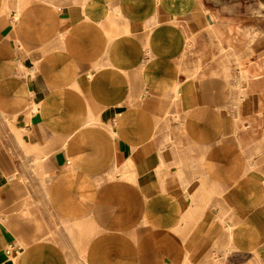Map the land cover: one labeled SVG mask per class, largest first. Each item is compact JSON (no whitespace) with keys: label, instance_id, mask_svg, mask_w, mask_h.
<instances>
[{"label":"crops","instance_id":"1","mask_svg":"<svg viewBox=\"0 0 264 264\" xmlns=\"http://www.w3.org/2000/svg\"><path fill=\"white\" fill-rule=\"evenodd\" d=\"M251 2L0 0V264H264V155L225 138L228 60L211 74L251 48L246 113L264 110ZM180 82L187 106L164 105Z\"/></svg>","mask_w":264,"mask_h":264},{"label":"rangeland","instance_id":"2","mask_svg":"<svg viewBox=\"0 0 264 264\" xmlns=\"http://www.w3.org/2000/svg\"><path fill=\"white\" fill-rule=\"evenodd\" d=\"M251 1L254 2V0H251ZM253 2H251V4ZM245 5L250 7V4H244V8H246ZM263 17H264V12H263ZM263 17H260V19H254L253 21H250V22H245L246 23L245 25H250L249 23L256 25V23H257V24H259L257 26L259 28H258V30H255V32L254 31H248L245 29L243 30V32H241L239 38L242 42H244V44L251 45L252 41L254 42L258 36L259 37L264 36V18ZM188 46H190V44ZM251 52L253 54V51L250 48L246 54H238L235 56V71L230 66V59L231 58L229 57L228 53H226L223 50L213 52V58H212L213 66H211V68H212L211 74L215 75V77H212L213 80L219 79L220 77H217V76H219L217 74V72H218L220 67H218L216 65L221 61V59L228 60V65L221 68V70L224 71V77H222V78H225L226 80H228L225 83L227 86V92L229 94V96H228L229 99L227 100V102L224 105V111L226 113L223 114L221 116V119H220L221 125L223 126L222 127V130H223L222 133L225 135V138H227L228 140L234 139L233 136L241 130L240 129L238 131L236 129V131L234 132L233 122L235 125V123L237 122V119H238V115L241 116V114H239L240 113V107H239V109H237L236 107H234L233 103L231 102L233 100L234 96L240 92V93H242L241 95L245 98V101L242 104L243 105L242 107L244 108L243 110L245 113L242 115L243 126H242L241 132L247 133L249 131L250 133L248 135H246L247 138L252 139L253 144H258L259 148L258 147L257 148L260 151L258 153L264 155V110L262 112H259V109L257 108L255 113H251V114L246 113V111H248V107H247L248 105H247L246 101H249L250 104H253V101L251 100V96H249L250 91L256 85V83L253 81V79L257 78V76L260 73V69L256 66H254L252 63ZM189 58L193 59L194 57L192 56V53L189 54V52H186L185 55L183 56V60H184L185 65H183L181 68V78L187 79V77L191 76L192 74L193 75L195 74V79H198L199 75L204 74V70H205L203 63H202V60L198 61V63H197L198 65L193 66V62L190 65L188 64L187 60H189ZM237 69H240L243 72V74L246 76V79H247V82L244 85H241L240 88L236 84L239 81V78H238L239 75H238ZM222 84H220L219 82H212L211 86H212L213 91L215 92L216 89L219 86H221ZM197 87H198V83H195V82H180L179 83V93L177 94V99H176L177 101L173 104V106L175 108L186 107L187 103L184 102L185 96H187L188 93H190V96H193L194 91ZM230 97H231V100H230ZM174 100H175L174 94L170 93L169 95H167L165 97L164 105H167V104L173 102ZM234 110H235V114L232 113V112H234ZM159 118H161L160 115H159L158 119ZM171 119H172L171 120L172 122H175L173 117ZM166 121H168V119H166ZM235 128H236V125H235ZM235 139L237 142H240V136L239 135H237V136L235 135ZM237 161L240 162L241 158L234 160L232 162L233 165L232 164H228V165L232 166L231 168L234 169L240 164ZM203 166H204L203 163L197 164V170H203ZM235 175H237V174H235ZM235 175H231L230 178L234 179ZM197 177H198V175H197ZM237 178H239V177H237ZM233 179H231V180H233ZM214 182L215 181H213V183H212L211 190H215V183ZM208 188L209 187L205 188L204 186H201L199 188L198 193H200V195H201V197H200L201 203H206L208 197L211 196V194H209L210 190H207ZM212 198H214L213 193H212Z\"/></svg>","mask_w":264,"mask_h":264},{"label":"bare ground","instance_id":"3","mask_svg":"<svg viewBox=\"0 0 264 264\" xmlns=\"http://www.w3.org/2000/svg\"><path fill=\"white\" fill-rule=\"evenodd\" d=\"M15 17V16H14ZM17 17V16H16ZM208 25L210 27H214V19L209 17L208 20ZM216 25V24H215ZM215 28V27H214ZM252 54V52H251ZM238 71V75H239V81L236 83L238 85V87L240 88L241 85H244L247 82L246 76L243 74V72L240 69H237ZM237 74V73H236ZM197 85V84H196ZM172 93L174 94V99L177 98V90L176 88L172 89ZM242 93H237L233 100L231 101L234 105V107H236L237 109H239L240 105H242V103L245 101V98L241 95ZM240 114V113H239ZM241 116L238 115V119L237 122L235 123L236 125V129L239 131L240 129H242V122H241ZM236 131V130H235ZM29 248V247H28ZM81 258V257H80Z\"/></svg>","mask_w":264,"mask_h":264}]
</instances>
